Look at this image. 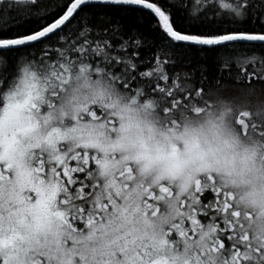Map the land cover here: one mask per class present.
Segmentation results:
<instances>
[{"label":"snow or ice","instance_id":"snow-or-ice-1","mask_svg":"<svg viewBox=\"0 0 264 264\" xmlns=\"http://www.w3.org/2000/svg\"><path fill=\"white\" fill-rule=\"evenodd\" d=\"M0 264H264V0H0Z\"/></svg>","mask_w":264,"mask_h":264},{"label":"clouds","instance_id":"clouds-1","mask_svg":"<svg viewBox=\"0 0 264 264\" xmlns=\"http://www.w3.org/2000/svg\"><path fill=\"white\" fill-rule=\"evenodd\" d=\"M248 139H251V137H249ZM243 143H245L246 144V141L245 142H243ZM253 226H259V224H260V221H258V220H256L255 218H254V220H253Z\"/></svg>","mask_w":264,"mask_h":264}]
</instances>
